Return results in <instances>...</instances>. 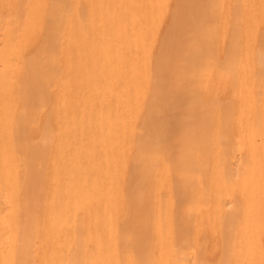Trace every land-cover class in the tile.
<instances>
[{
	"label": "bare ground",
	"instance_id": "6f19581e",
	"mask_svg": "<svg viewBox=\"0 0 264 264\" xmlns=\"http://www.w3.org/2000/svg\"><path fill=\"white\" fill-rule=\"evenodd\" d=\"M0 264H264V0H0Z\"/></svg>",
	"mask_w": 264,
	"mask_h": 264
},
{
	"label": "rangeland",
	"instance_id": "374dc122",
	"mask_svg": "<svg viewBox=\"0 0 264 264\" xmlns=\"http://www.w3.org/2000/svg\"><path fill=\"white\" fill-rule=\"evenodd\" d=\"M30 144H31L32 146H35V145H37V141H32Z\"/></svg>",
	"mask_w": 264,
	"mask_h": 264
}]
</instances>
